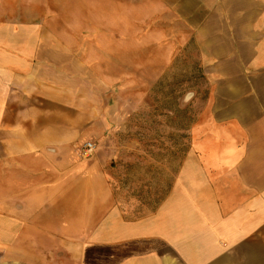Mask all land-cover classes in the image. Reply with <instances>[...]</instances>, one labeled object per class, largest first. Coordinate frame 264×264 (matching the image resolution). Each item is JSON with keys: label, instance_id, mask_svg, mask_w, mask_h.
<instances>
[{"label": "crops", "instance_id": "crops-1", "mask_svg": "<svg viewBox=\"0 0 264 264\" xmlns=\"http://www.w3.org/2000/svg\"><path fill=\"white\" fill-rule=\"evenodd\" d=\"M184 49L215 65L225 99H264V0H0V264H108L117 244L137 256L148 240L184 264H264V135L239 117H219L243 142L222 149L217 175L186 159L133 220L116 203L114 147L82 154ZM115 56L139 57L136 73Z\"/></svg>", "mask_w": 264, "mask_h": 264}, {"label": "rangeland", "instance_id": "rangeland-1", "mask_svg": "<svg viewBox=\"0 0 264 264\" xmlns=\"http://www.w3.org/2000/svg\"><path fill=\"white\" fill-rule=\"evenodd\" d=\"M189 51L184 49V54L168 58L160 77L146 89L143 99L129 104L120 101V120H116L114 128L108 126L103 131L102 139H93L96 148L101 143L102 147L115 149L112 183L125 220L154 210L170 192L186 159L199 163V173L217 175L213 167L225 154L222 149L243 142L241 130L225 125L219 117H239L238 122L256 143L264 135V99H225L228 89L213 80L210 72L215 65L204 64L203 57L194 54L193 49L192 53ZM98 58L99 63H105V56ZM138 62L137 56H115L116 71L130 68L131 75L136 73ZM2 83L0 74V93L5 90ZM124 85L116 82V100L125 101L133 93ZM190 92L193 95L189 98ZM156 243L148 240L137 256L128 255V249L117 244L108 264H184L172 248Z\"/></svg>", "mask_w": 264, "mask_h": 264}, {"label": "built area", "instance_id": "built-area-1", "mask_svg": "<svg viewBox=\"0 0 264 264\" xmlns=\"http://www.w3.org/2000/svg\"><path fill=\"white\" fill-rule=\"evenodd\" d=\"M95 143L91 142V141H86L82 144L81 146V150H82V154L85 157H88L91 155V153L93 152V150L95 149Z\"/></svg>", "mask_w": 264, "mask_h": 264}, {"label": "clouds", "instance_id": "clouds-1", "mask_svg": "<svg viewBox=\"0 0 264 264\" xmlns=\"http://www.w3.org/2000/svg\"><path fill=\"white\" fill-rule=\"evenodd\" d=\"M187 95H188V97L190 98V97L193 95V93L190 92V93H188Z\"/></svg>", "mask_w": 264, "mask_h": 264}]
</instances>
